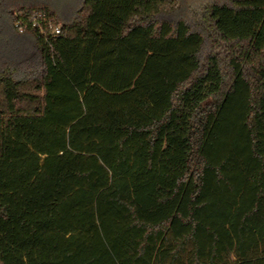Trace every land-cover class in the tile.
I'll list each match as a JSON object with an SVG mask.
<instances>
[{
	"label": "trees",
	"instance_id": "trees-1",
	"mask_svg": "<svg viewBox=\"0 0 264 264\" xmlns=\"http://www.w3.org/2000/svg\"><path fill=\"white\" fill-rule=\"evenodd\" d=\"M14 8L0 264H264V0Z\"/></svg>",
	"mask_w": 264,
	"mask_h": 264
},
{
	"label": "rangeland",
	"instance_id": "rangeland-1",
	"mask_svg": "<svg viewBox=\"0 0 264 264\" xmlns=\"http://www.w3.org/2000/svg\"><path fill=\"white\" fill-rule=\"evenodd\" d=\"M10 1V0H8ZM17 3L20 2V4L24 3H48L52 4L57 8L58 11H60L64 19H68L73 10V6L75 7L79 0H15ZM206 0H182L183 8L175 17L178 18L181 15H187L193 7L198 5L200 2H203ZM7 18L4 17L3 20L0 19V21H5V25L3 27V32L0 34V52L2 54L1 60H0V69L4 68L6 65H13V64H19L20 62H23L31 55L34 54L35 49L33 46V39L22 33L23 30L20 26L17 25V23L14 24V20L17 21V15L19 16L20 13L17 9L14 8V10H10V15L7 14ZM6 19L9 21L7 22ZM58 26H61L58 24Z\"/></svg>",
	"mask_w": 264,
	"mask_h": 264
},
{
	"label": "built area",
	"instance_id": "built-area-1",
	"mask_svg": "<svg viewBox=\"0 0 264 264\" xmlns=\"http://www.w3.org/2000/svg\"><path fill=\"white\" fill-rule=\"evenodd\" d=\"M34 18H35V16H34ZM16 23H17L18 26L23 27L24 24L22 23V20H21L20 15L19 16L17 15V21H16ZM49 28L51 30L50 32H51V35L53 37L58 36V35L61 34V28H60V26H58V25L52 26V24H50L49 25Z\"/></svg>",
	"mask_w": 264,
	"mask_h": 264
},
{
	"label": "flooded vegetation",
	"instance_id": "flooded-vegetation-1",
	"mask_svg": "<svg viewBox=\"0 0 264 264\" xmlns=\"http://www.w3.org/2000/svg\"><path fill=\"white\" fill-rule=\"evenodd\" d=\"M13 1H14V0H10V1H8V0H2V1H1L0 4H2L3 7H4L3 12H5L6 10H8V9L11 8V6H12V4H13ZM9 7H10V8H9ZM3 12H2V13H3Z\"/></svg>",
	"mask_w": 264,
	"mask_h": 264
}]
</instances>
